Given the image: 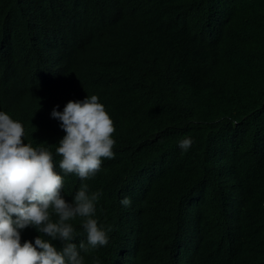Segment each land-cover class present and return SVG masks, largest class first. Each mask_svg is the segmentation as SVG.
I'll use <instances>...</instances> for the list:
<instances>
[{
    "label": "trees",
    "instance_id": "obj_1",
    "mask_svg": "<svg viewBox=\"0 0 264 264\" xmlns=\"http://www.w3.org/2000/svg\"><path fill=\"white\" fill-rule=\"evenodd\" d=\"M92 95L115 158L84 181L111 229L84 264H264V0H0V111L53 154L68 203L51 111Z\"/></svg>",
    "mask_w": 264,
    "mask_h": 264
},
{
    "label": "clouds",
    "instance_id": "obj_2",
    "mask_svg": "<svg viewBox=\"0 0 264 264\" xmlns=\"http://www.w3.org/2000/svg\"><path fill=\"white\" fill-rule=\"evenodd\" d=\"M58 107L52 109L51 118L65 133L55 149L61 157L59 168L81 181L72 203L61 195L65 181L54 171L53 154L25 143L22 123L0 111V264H84L81 251L109 243L111 229L94 218L102 193L90 192L84 181L101 170L102 158H115L114 121L97 95L68 101L62 112ZM191 144L185 138L179 147L187 151ZM120 203L129 207L132 201L125 197ZM77 218L86 233L79 246L71 242L76 235L70 221ZM29 227L39 235L21 244V233ZM57 240L62 242L60 249L51 243Z\"/></svg>",
    "mask_w": 264,
    "mask_h": 264
}]
</instances>
